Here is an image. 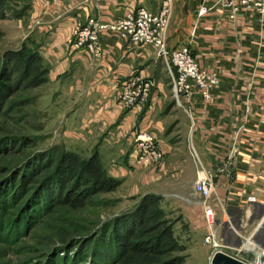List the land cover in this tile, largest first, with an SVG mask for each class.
Masks as SVG:
<instances>
[{"label":"crops","instance_id":"obj_1","mask_svg":"<svg viewBox=\"0 0 264 264\" xmlns=\"http://www.w3.org/2000/svg\"><path fill=\"white\" fill-rule=\"evenodd\" d=\"M161 1L33 0L37 24L33 42L50 64L56 102L66 110L62 131L71 142L97 143L90 155L98 151L103 166L119 178L138 168L133 158L134 130L146 129L158 136L164 157L171 156L177 140L189 141L192 134L204 161L215 166L237 145L230 177L217 176L218 194L225 202V211L217 208V220L230 222V231L239 224V229L251 231L250 236L263 243L264 23L257 15L243 10L231 18L230 10L216 0H182L181 5L175 0L169 46L190 45L201 66L220 77L212 97L205 99L196 91L181 96L182 105L176 99L168 102L164 75L169 70L151 45L103 34V55L94 58L85 48L71 44L77 23H87L90 17H121L140 5L156 11ZM203 3L208 11L199 15ZM135 74L155 79L156 86L142 110L124 109L117 99L118 83ZM157 169L150 170L153 178L164 177L177 186L180 172L174 173L170 163ZM249 196L256 200L249 201ZM254 246L256 253L264 252Z\"/></svg>","mask_w":264,"mask_h":264},{"label":"rangeland","instance_id":"obj_2","mask_svg":"<svg viewBox=\"0 0 264 264\" xmlns=\"http://www.w3.org/2000/svg\"><path fill=\"white\" fill-rule=\"evenodd\" d=\"M16 1L0 0V264H166L167 259L181 255L179 264H211L213 247L204 241L208 229L202 218L201 196L193 188L196 164L189 141L177 140L171 156L155 164L130 168L127 176L117 177L120 184L111 188L92 180L97 175L93 167L82 168L83 177L77 174L78 165V171L60 168L50 176L55 164L36 163L47 149L55 156L64 149H77L88 158L97 143L67 139L61 126L66 110L56 102L49 62L43 59L47 69L43 73L14 52L25 42L36 45L32 35L37 26L33 5L20 13ZM181 2L177 0V4ZM175 5L173 0L171 20ZM168 73L164 79L169 102L176 97ZM164 162L171 164L174 173L180 172L176 187L164 177L152 176L150 170L158 171ZM142 203L138 216L125 217V223L132 225L119 229L118 240H98L102 230L108 233L114 218L121 220V214ZM218 213V236L225 249L254 264H264V252L243 248L246 243L254 250V241L255 248L257 244L264 248V238L260 243L250 236L251 231L239 229V224L230 231L231 223L218 221ZM162 220L172 223L184 250L170 246L168 237L160 236L158 223Z\"/></svg>","mask_w":264,"mask_h":264},{"label":"built area","instance_id":"obj_3","mask_svg":"<svg viewBox=\"0 0 264 264\" xmlns=\"http://www.w3.org/2000/svg\"><path fill=\"white\" fill-rule=\"evenodd\" d=\"M216 4L229 9L231 18H235L239 12L245 10L257 15L260 23H264V0H216ZM207 11L208 6L203 3L199 9V15H203ZM172 13L173 0H162L156 11L145 5H140L114 19L102 20L90 17L87 23L75 25L71 44L75 49L85 48L94 58H100L103 55L101 43L103 34L113 35L133 44L151 45L156 55L163 59L168 67L172 76L173 93L179 104L182 105L181 96H190L196 91L205 99H209L212 97V90L220 83V77L218 73L211 72L201 66L192 53L190 45L185 44L174 48L168 45L167 31ZM155 86L156 80L153 78H147L140 74L132 75L118 83L117 99L124 109L142 110L148 103ZM185 110L189 113V109L185 108ZM193 127L192 123L191 129ZM133 142V158L136 167L155 164L165 156L161 139L150 130H135ZM189 146L196 164L193 188L195 193L201 196L204 219L208 229L204 241L213 247L211 258L216 250H223L253 264L251 260L225 249L218 236L216 225L217 207L225 211V202L217 190V176L221 173L230 177V169L236 162L239 153L237 145L231 146L224 162L217 166L209 165L204 161L192 134L189 138ZM255 200V196H249V201ZM249 237L246 238V242ZM243 248L245 251H254L248 249L246 243Z\"/></svg>","mask_w":264,"mask_h":264},{"label":"trees","instance_id":"obj_4","mask_svg":"<svg viewBox=\"0 0 264 264\" xmlns=\"http://www.w3.org/2000/svg\"><path fill=\"white\" fill-rule=\"evenodd\" d=\"M16 6H18L19 8V12L23 13L24 11L28 10L31 8L32 6V0H19L16 1ZM19 13V14H20ZM17 55H19L23 60H25L26 63H31L36 64V67L38 68L39 71L43 72V73H47V69L45 68V66H43V55L41 53L40 47L38 45L35 46H30V44L28 42H25L22 46L21 49L14 51ZM41 155L39 156V158H37L38 161H36V163L39 161L42 164L45 163H50L49 166H53L55 164L54 169L49 173L50 176L55 175L58 170L60 168L66 170L68 169H72L74 170L77 165L80 166L81 168L78 170L75 169V171H78L77 174H82L83 172H81V169L83 168H88V167H93L96 171V177L92 180L97 181V183H101L103 184L104 187H116L117 185L120 184L121 179L112 176L107 169H105V167L103 166V163L101 161V157L98 153V151H95L90 157L85 158L83 156H81L79 153L75 152V151H71V150H66L64 149L63 152L61 153L60 156H55L54 153H52V151L50 150H46L45 152H41ZM26 167V166H24ZM84 176V174H82V177ZM99 189H103L102 187H99ZM145 202H150L149 199H146ZM159 200L156 199V203L158 204ZM144 203V202H143ZM139 204L138 206H136L134 209L130 210L129 212H125L123 214L120 215V218H122L121 220H117L116 217L113 219V221L110 222L109 224V228H108V233L105 234V231L102 230L100 232V235L98 236V240L100 239V237H103L104 239H111L113 238L114 240H118L119 239V229L123 228V229H127L128 226H131L132 223L126 222L125 217L128 216H132L134 215V213L136 214L138 211H142L141 206L143 205ZM141 208V209H140ZM139 209V210H138ZM139 214H136V216H138ZM163 215V214H162ZM136 221V220H135ZM132 222V221H131ZM164 223V225H163ZM158 226L162 227V232L160 234V236L163 237H168V239L170 240L169 245L170 246H175L176 248H178L179 250H184V246L183 244L180 243L179 239L175 236L174 234V230H173V225L171 222L169 221H160V223H158ZM121 233V232H120ZM105 234V235H104ZM159 236V240H162V238ZM103 239V240H104ZM102 240V241H103ZM105 241V240H104ZM97 241H95V247ZM94 246H93V250H94ZM183 260V255L181 256H176V257H172L171 259H167L168 263L166 264H179L180 262H182ZM157 264H162L161 261H158Z\"/></svg>","mask_w":264,"mask_h":264},{"label":"water","instance_id":"obj_5","mask_svg":"<svg viewBox=\"0 0 264 264\" xmlns=\"http://www.w3.org/2000/svg\"><path fill=\"white\" fill-rule=\"evenodd\" d=\"M211 264H249V263L223 250H216L212 255Z\"/></svg>","mask_w":264,"mask_h":264},{"label":"bare ground","instance_id":"obj_6","mask_svg":"<svg viewBox=\"0 0 264 264\" xmlns=\"http://www.w3.org/2000/svg\"><path fill=\"white\" fill-rule=\"evenodd\" d=\"M248 240H249V238H248ZM248 240H247V242H248ZM261 249H262V248H260V251H261ZM253 264H254V263H253Z\"/></svg>","mask_w":264,"mask_h":264}]
</instances>
